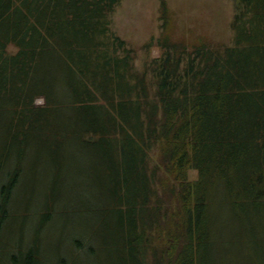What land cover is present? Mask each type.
<instances>
[{
    "label": "trees",
    "instance_id": "1",
    "mask_svg": "<svg viewBox=\"0 0 264 264\" xmlns=\"http://www.w3.org/2000/svg\"><path fill=\"white\" fill-rule=\"evenodd\" d=\"M119 2L0 0V264H264V0L141 69Z\"/></svg>",
    "mask_w": 264,
    "mask_h": 264
},
{
    "label": "rangeland",
    "instance_id": "2",
    "mask_svg": "<svg viewBox=\"0 0 264 264\" xmlns=\"http://www.w3.org/2000/svg\"><path fill=\"white\" fill-rule=\"evenodd\" d=\"M236 0H120L111 14V28L134 49V63L141 69L145 61L162 54L158 38L168 34L170 41L193 44L202 40L210 47H223L233 43L232 20ZM152 40V44H146ZM9 51L15 49L10 45ZM43 97L36 103L42 104ZM151 164H158L151 154ZM159 165V164H158ZM197 178V171L190 170L189 180ZM81 185L79 186V190ZM83 193H86L83 191ZM68 221H56L46 231L49 246H63L68 233L82 232L84 221L70 214ZM46 233V234H47ZM78 264H90L83 261ZM260 264L259 262H257Z\"/></svg>",
    "mask_w": 264,
    "mask_h": 264
}]
</instances>
